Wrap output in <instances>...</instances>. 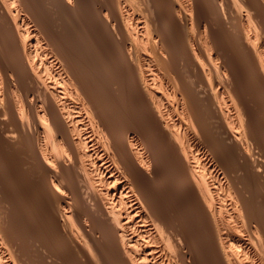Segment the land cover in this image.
I'll list each match as a JSON object with an SVG mask.
<instances>
[{
    "label": "bare ground",
    "instance_id": "6f19581e",
    "mask_svg": "<svg viewBox=\"0 0 264 264\" xmlns=\"http://www.w3.org/2000/svg\"><path fill=\"white\" fill-rule=\"evenodd\" d=\"M44 1L0 0V264H264V0Z\"/></svg>",
    "mask_w": 264,
    "mask_h": 264
},
{
    "label": "rangeland",
    "instance_id": "374dc122",
    "mask_svg": "<svg viewBox=\"0 0 264 264\" xmlns=\"http://www.w3.org/2000/svg\"><path fill=\"white\" fill-rule=\"evenodd\" d=\"M44 2H47V1L45 0ZM49 14H50V13H49ZM56 14H57V15H56ZM58 15H59V16H58ZM63 15H64V17H63ZM63 15H61V13H60V14H59V13H52V14L50 15V17L53 19V16H54L55 20L58 19V18H60L58 21H60L61 23H63L64 21H66L67 18L71 17V16H69L68 14H65V13H64ZM61 16H62L63 18H66V19L64 20ZM61 19L64 20V21L62 22ZM71 31H74V30H71ZM71 34L74 35V37H73V35H71V37H73V38H77V37L79 36V34L76 35L77 37L75 36L76 32H73V33L71 32ZM66 36H68V35H66ZM69 36H70V34H69ZM238 171H241L240 173L237 172V173L239 174V176L241 175V173L244 175V176H242V175L240 176L242 179H243L245 176L248 177V178L250 177L249 179H248V178H245V179H247V181H248L249 183L251 182V181H250V180H251V175H250V176H247L248 174H246V175L244 174V173H246V172H244V171H242V170H238ZM238 174H237V175H238ZM241 178H240V179H241ZM245 179H243V181H244L245 183H247V181H245ZM252 181H254V178H253V177H252ZM254 182H255V181H254ZM250 184H252V186L255 185V183L253 184V182H251ZM174 193H175V192H174ZM253 202H254V201H253Z\"/></svg>",
    "mask_w": 264,
    "mask_h": 264
}]
</instances>
